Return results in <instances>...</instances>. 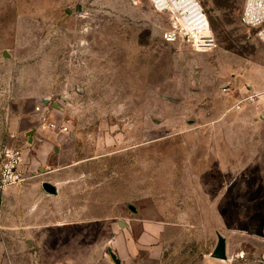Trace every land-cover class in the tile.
Masks as SVG:
<instances>
[{
  "label": "rangeland",
  "instance_id": "1",
  "mask_svg": "<svg viewBox=\"0 0 264 264\" xmlns=\"http://www.w3.org/2000/svg\"><path fill=\"white\" fill-rule=\"evenodd\" d=\"M197 1L209 53L167 43L146 0H0V150L34 154L39 131L90 160L75 172L92 175L95 222L65 238L95 241V264H114L109 247L122 264H264V45L245 0Z\"/></svg>",
  "mask_w": 264,
  "mask_h": 264
},
{
  "label": "crops",
  "instance_id": "2",
  "mask_svg": "<svg viewBox=\"0 0 264 264\" xmlns=\"http://www.w3.org/2000/svg\"><path fill=\"white\" fill-rule=\"evenodd\" d=\"M40 135L39 131L27 134L35 153L23 150L25 182L0 191V264H95V241L79 235L65 238L69 230L79 234L81 227L89 230L95 222L85 215L93 211L94 199L80 195L81 182L92 175L75 172L90 160L71 158L69 162L70 152L53 145L57 136L50 135L43 142ZM69 135L72 140L76 137ZM46 183L55 186V195L45 191ZM130 210L138 212L133 206ZM81 214L85 219L81 220ZM119 225L124 228L121 222ZM109 250L115 254L111 247Z\"/></svg>",
  "mask_w": 264,
  "mask_h": 264
},
{
  "label": "built area",
  "instance_id": "3",
  "mask_svg": "<svg viewBox=\"0 0 264 264\" xmlns=\"http://www.w3.org/2000/svg\"><path fill=\"white\" fill-rule=\"evenodd\" d=\"M138 4L141 0H131ZM154 11L167 15L170 29L165 34L167 43L187 42L198 53L212 52L215 39L208 16L197 0H146ZM241 25L255 33L258 41L264 45V0H245L240 17ZM47 106L40 105L37 111L45 113ZM42 130L60 131L70 134L66 127L56 124H44ZM25 156L21 149L5 147L0 150V191L7 187L25 182Z\"/></svg>",
  "mask_w": 264,
  "mask_h": 264
},
{
  "label": "water",
  "instance_id": "4",
  "mask_svg": "<svg viewBox=\"0 0 264 264\" xmlns=\"http://www.w3.org/2000/svg\"><path fill=\"white\" fill-rule=\"evenodd\" d=\"M4 56H7V55L4 54ZM40 104L43 106H48L50 104V99L45 98L40 102ZM43 188L49 194L55 195L57 193L55 186H52L51 184L46 183V184H44ZM109 255H110L112 261L114 262V264H121V262L119 261L117 256L111 250H109ZM211 256L213 259L220 260V261H227L228 260L227 249H226V240L223 236L218 235V243H217V246H216V248H215V250Z\"/></svg>",
  "mask_w": 264,
  "mask_h": 264
}]
</instances>
